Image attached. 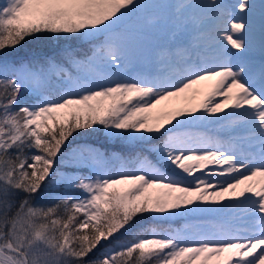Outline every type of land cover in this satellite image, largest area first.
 <instances>
[{
    "label": "snow or ice",
    "instance_id": "snow-or-ice-1",
    "mask_svg": "<svg viewBox=\"0 0 264 264\" xmlns=\"http://www.w3.org/2000/svg\"><path fill=\"white\" fill-rule=\"evenodd\" d=\"M0 264H264V3L0 2Z\"/></svg>",
    "mask_w": 264,
    "mask_h": 264
},
{
    "label": "trees",
    "instance_id": "trees-1",
    "mask_svg": "<svg viewBox=\"0 0 264 264\" xmlns=\"http://www.w3.org/2000/svg\"><path fill=\"white\" fill-rule=\"evenodd\" d=\"M0 2H3V0H0ZM91 136H94V137H91ZM91 136H82L78 138L77 143L93 145L96 148H102L104 145L111 143L110 141L105 140L103 135L100 133H97ZM123 154L129 155V152L125 150ZM113 167H115V165H113Z\"/></svg>",
    "mask_w": 264,
    "mask_h": 264
},
{
    "label": "rangeland",
    "instance_id": "rangeland-1",
    "mask_svg": "<svg viewBox=\"0 0 264 264\" xmlns=\"http://www.w3.org/2000/svg\"><path fill=\"white\" fill-rule=\"evenodd\" d=\"M261 3H264V0H260ZM91 137H94V136H91ZM93 146V145H92ZM95 147V146H94Z\"/></svg>",
    "mask_w": 264,
    "mask_h": 264
}]
</instances>
